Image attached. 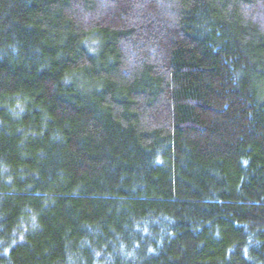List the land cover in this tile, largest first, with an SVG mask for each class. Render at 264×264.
<instances>
[{"label":"trees","instance_id":"16d2710c","mask_svg":"<svg viewBox=\"0 0 264 264\" xmlns=\"http://www.w3.org/2000/svg\"><path fill=\"white\" fill-rule=\"evenodd\" d=\"M0 264H264V0H0Z\"/></svg>","mask_w":264,"mask_h":264}]
</instances>
